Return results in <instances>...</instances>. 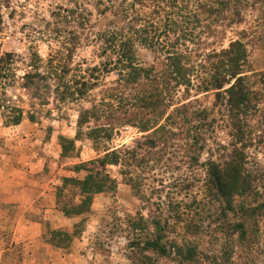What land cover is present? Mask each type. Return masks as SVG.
<instances>
[{"label": "trees", "instance_id": "16d2710c", "mask_svg": "<svg viewBox=\"0 0 264 264\" xmlns=\"http://www.w3.org/2000/svg\"><path fill=\"white\" fill-rule=\"evenodd\" d=\"M92 1L97 13L111 16L95 31L89 26L91 41L101 42L104 61L89 69V78L69 77L76 71L69 54L51 52L43 66L42 58L32 53L20 75L21 87L34 100L25 109L6 96L20 59L12 52L0 53L1 115L11 124L25 115L34 119V106L47 102L49 81L55 82L53 92L61 104L83 98L97 87L101 74L117 71L116 84L89 109V119L106 120L92 127L93 140L109 138L111 130L130 123L147 132L141 145L160 146L154 152L156 165H164L161 152L174 147L192 173H203L202 199H175L174 193L188 195L192 182L174 183L168 200L154 203L147 216H127L126 257L132 264H262L258 258L264 249L258 241L264 231V170L252 168L249 150L264 148V70L245 73L248 51L241 38L223 45L224 19L229 18L226 25L234 23L239 5L247 0ZM139 48L153 53L151 66L139 60ZM211 90H216L211 107L196 106L198 99L189 97L191 91ZM87 112L79 111L78 126ZM217 130L224 132L226 143L214 138ZM209 140L214 147L206 149ZM134 149L108 151L96 166L134 158ZM205 150L208 155L201 161ZM98 170L90 169L78 180L88 201L109 187L107 175ZM134 185L143 194L140 183Z\"/></svg>", "mask_w": 264, "mask_h": 264}, {"label": "rangeland", "instance_id": "374dc122", "mask_svg": "<svg viewBox=\"0 0 264 264\" xmlns=\"http://www.w3.org/2000/svg\"><path fill=\"white\" fill-rule=\"evenodd\" d=\"M94 3L92 0H0V53L12 52L20 59L16 76L7 87V99L25 109H29L34 102L29 90L21 87L23 79L20 78L32 53L42 58L44 66L48 54L60 50L69 54L70 67L76 70L70 72L69 77L75 73L89 78V69L99 66L105 59L100 51L101 42L91 41L89 26L92 24L91 30L95 31L111 18L109 14L97 13ZM89 11L92 13L90 19ZM228 21L229 18L223 21V45H227L231 38H241L248 51L245 73L264 70V0L241 3L235 22L226 25ZM137 55L145 67L153 64V53L149 49L139 48ZM118 77L114 70L103 73L97 87L87 90L83 98L61 104L53 92L55 82L49 81L46 104L35 105V118L29 119L25 115L18 124L8 123L0 111V148H5V143L11 142L14 149L19 151L21 146L28 144L39 152L37 159L30 155L25 159L29 163L36 160L40 169L37 176L42 183H46V191L53 195L54 204L48 207L50 214H47L49 219L45 236L58 251L67 253L76 249L77 264H132L126 257L125 219L139 213L147 216L155 208L154 203L168 200L167 196L175 191L171 186L174 183L192 182L188 195L185 192L174 193L175 199L190 202L193 196L203 198L202 171L192 173L187 164L182 162L179 153H175L174 147L162 151L161 161L167 162L156 165L154 152L160 146L150 149L147 145H141L142 135L147 132L143 133L127 123L111 130L109 138L95 141L89 135L93 126L106 122L104 117L89 119V109L93 103H99L104 90L114 86ZM215 92L191 91L189 97L198 99L194 103L196 106L211 107ZM84 109L88 112L84 113V122L78 126L79 111ZM213 136L219 142H227L226 135L220 130ZM125 146L128 149L135 148L134 158L118 159L116 163H107L104 168L96 166V160L105 153ZM209 146L214 147L211 140L206 149ZM249 151L253 157L252 168L264 170V148H250ZM207 155V150L203 151L201 161ZM141 157L145 161L138 164L135 160ZM17 164L21 165L22 162ZM90 169H99L100 176L107 175L109 181L106 185L109 187L95 193L88 201L85 199L87 191L81 190L83 187L78 180L82 181ZM130 178L132 180L128 181ZM135 181L140 183L143 194L137 190ZM60 212L70 216L77 213L81 215L65 222L58 215ZM263 234L264 231L258 241L262 250ZM258 261L264 263V252Z\"/></svg>", "mask_w": 264, "mask_h": 264}, {"label": "crops", "instance_id": "0c3cea01", "mask_svg": "<svg viewBox=\"0 0 264 264\" xmlns=\"http://www.w3.org/2000/svg\"><path fill=\"white\" fill-rule=\"evenodd\" d=\"M5 145L0 148V264H77L76 249L58 251L45 236L53 195L37 176L36 160L25 159H37L39 152L28 144L20 151L11 142ZM58 215L68 222L81 213Z\"/></svg>", "mask_w": 264, "mask_h": 264}]
</instances>
